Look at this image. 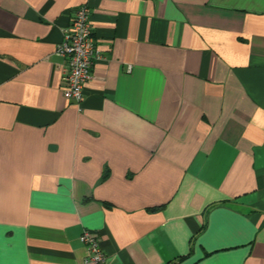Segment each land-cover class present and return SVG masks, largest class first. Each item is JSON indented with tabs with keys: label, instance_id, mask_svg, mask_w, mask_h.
<instances>
[{
	"label": "crops",
	"instance_id": "crops-1",
	"mask_svg": "<svg viewBox=\"0 0 264 264\" xmlns=\"http://www.w3.org/2000/svg\"><path fill=\"white\" fill-rule=\"evenodd\" d=\"M85 229L104 264H264V0H0V264H85Z\"/></svg>",
	"mask_w": 264,
	"mask_h": 264
},
{
	"label": "built area",
	"instance_id": "built-area-1",
	"mask_svg": "<svg viewBox=\"0 0 264 264\" xmlns=\"http://www.w3.org/2000/svg\"><path fill=\"white\" fill-rule=\"evenodd\" d=\"M90 15L86 3L76 7L55 49L56 55L64 58L62 96L77 104L83 99V89L92 77L94 63L104 58L93 34ZM79 240L85 247V264H104L105 253L95 232L85 229Z\"/></svg>",
	"mask_w": 264,
	"mask_h": 264
}]
</instances>
